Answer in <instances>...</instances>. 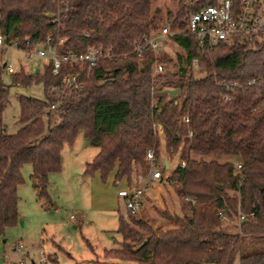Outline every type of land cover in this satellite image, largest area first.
<instances>
[{
  "label": "trees",
  "instance_id": "trees-1",
  "mask_svg": "<svg viewBox=\"0 0 264 264\" xmlns=\"http://www.w3.org/2000/svg\"><path fill=\"white\" fill-rule=\"evenodd\" d=\"M67 1L66 16L57 22L45 13L57 12V0H0V32L7 39L29 37L34 45L50 36L54 44L60 36L61 53L89 45H101L112 53L91 68L83 65L84 86L62 91L55 109L49 108L57 99L49 86L79 65L62 63L56 74L51 61L35 72L21 66L8 72L9 83L3 80L0 65V236L18 222L17 186L23 180L24 163L31 164L38 197L50 201L49 173L61 167L63 144L72 143L82 130L86 141L98 147L84 173L98 172L106 181L113 172L114 184L130 180L134 170L145 167L148 148L159 155V137L152 125L157 120L165 125L166 149H181L186 160L184 167L174 168L170 179L178 181L175 189L180 196L187 194L194 201L182 199L181 214L167 228H153L143 219L120 213L121 247L104 255L135 264H231L236 256L239 264H264V44L252 47L242 39L220 43L199 59L204 75L196 76L189 65L195 38L173 35L183 51L176 67L155 81L153 107V51L147 49L138 57L132 49L135 40L159 27L157 6L152 0ZM167 14L170 28L185 26L180 1ZM251 77H259V83L235 89L228 100L221 97L218 80ZM33 83L43 85L44 96L20 94L21 125L6 132L3 110L9 85ZM174 87L179 90L172 96L165 91ZM50 261L56 264L55 257Z\"/></svg>",
  "mask_w": 264,
  "mask_h": 264
},
{
  "label": "rangeland",
  "instance_id": "rangeland-1",
  "mask_svg": "<svg viewBox=\"0 0 264 264\" xmlns=\"http://www.w3.org/2000/svg\"><path fill=\"white\" fill-rule=\"evenodd\" d=\"M178 2L152 0L153 6L159 8V27L152 32H158L163 26L170 27L167 10H175ZM182 51V47L172 37L161 38L157 58L170 59L164 62L165 71L176 67L178 54ZM4 58L11 61L15 70L23 65L24 70L35 72L43 65L41 57L31 55L29 58L18 49L11 54L7 52ZM195 73L196 76L202 75L197 70ZM3 80L5 83L10 82V75L6 71ZM20 94L43 97V85H9L8 99L3 110L4 130L9 133L21 125L18 121ZM97 151V146L86 143L82 130L72 143L63 144L61 167L49 173L48 177L50 201L38 197L31 178V164L22 165L23 180L17 186L18 222L8 226L4 235L0 236V263L4 264L7 260L16 263L20 258L21 264H53L50 258L55 257L56 264H135L104 255L106 250L121 247L119 214H124L125 218L131 214L127 212L123 200L117 196V189L125 184L124 178L114 184L111 177L102 181L97 174L84 173L86 162L91 161ZM158 152L170 161L174 169L179 153L167 150L162 137L159 138ZM175 185L177 183L162 182L148 189L144 206L134 217L143 219L153 228L171 226L174 216L181 214L180 201L183 199L176 192ZM71 213L74 219L69 218ZM166 213L173 217L168 218ZM16 247H20V253L14 250ZM231 264H239L237 256Z\"/></svg>",
  "mask_w": 264,
  "mask_h": 264
},
{
  "label": "built area",
  "instance_id": "built-area-1",
  "mask_svg": "<svg viewBox=\"0 0 264 264\" xmlns=\"http://www.w3.org/2000/svg\"><path fill=\"white\" fill-rule=\"evenodd\" d=\"M184 7L186 15V24L182 28H170L163 26L158 32H151L144 35L141 39L133 42L132 53L134 56H142L147 49L153 51V61L151 63V106L155 107L157 98L155 95V81L159 75L165 71V63L157 58V50L161 45L163 36L172 37L178 33H187L196 40L195 54L190 58L189 65L195 70L202 72L204 70L198 67L199 59L211 51L220 43L232 44L235 40L242 39L252 47L264 44V0H179ZM58 10L55 13L46 11L51 16L52 21L59 22L60 18L66 16L63 13L68 11L69 3L67 0H57ZM63 11V12H62ZM1 16V13H0ZM87 35L89 31L83 30ZM63 37L58 36L56 43L53 44L50 36L40 44L30 45L29 37L24 39H7L0 32V65L6 72H13L15 68L11 61H7L4 55L13 50H22L27 57L36 55L45 62H52V72L58 73L62 63H67L68 67L79 65L78 69L66 71L62 74L60 81L49 86L50 90L56 94L57 99L51 101L49 108L55 109L59 100L58 97L65 89H77L84 86L82 66L88 68L96 65L100 60L112 57L111 50L101 45H89L84 50H67L59 52L57 43H61ZM200 75V76H202ZM259 77H251L246 80L222 79L216 83L221 88L220 95L223 99H230L235 89H242L249 86H255L259 83ZM259 91V88H257ZM185 123L189 122L188 117L183 118ZM153 129L161 139L166 138L165 125L157 120L152 122ZM189 136L192 130L188 128ZM181 150V149H180ZM179 150L176 166L184 167L185 158H182ZM145 167L138 168L131 180L124 178L125 184L117 189V196L124 202L127 212L136 215L143 208L148 189L162 182L178 183L175 179H170L172 171L170 161L166 157L157 155L154 148H148L145 152ZM175 166V167H176ZM240 167V163L236 164ZM184 200L194 201V198L185 194ZM241 215L240 217H243ZM74 219V215H69ZM222 219H226L224 215ZM20 253V247L14 248ZM22 260L18 258L16 263L4 261V264H21Z\"/></svg>",
  "mask_w": 264,
  "mask_h": 264
},
{
  "label": "water",
  "instance_id": "water-1",
  "mask_svg": "<svg viewBox=\"0 0 264 264\" xmlns=\"http://www.w3.org/2000/svg\"><path fill=\"white\" fill-rule=\"evenodd\" d=\"M157 8L156 10H158ZM179 87H174V88H166L165 91L169 93V95H174L176 92H178ZM4 241V240H3Z\"/></svg>",
  "mask_w": 264,
  "mask_h": 264
},
{
  "label": "crops",
  "instance_id": "crops-1",
  "mask_svg": "<svg viewBox=\"0 0 264 264\" xmlns=\"http://www.w3.org/2000/svg\"><path fill=\"white\" fill-rule=\"evenodd\" d=\"M43 63H45V61L43 60ZM42 63V64H43ZM22 67H23V65H22ZM36 70H38V69H36ZM86 143H88L87 141H86ZM95 174H97L98 176H99V173L98 172H96ZM113 175H114V173L112 172L110 175H109V177H111L112 179H113ZM100 177V176H99ZM108 177V178H109ZM0 264H2V263H0Z\"/></svg>",
  "mask_w": 264,
  "mask_h": 264
}]
</instances>
